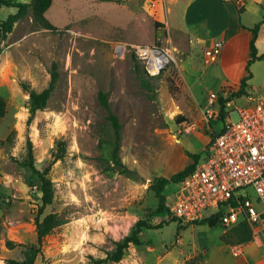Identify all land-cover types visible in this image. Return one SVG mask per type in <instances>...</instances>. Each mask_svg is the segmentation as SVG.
<instances>
[{
  "label": "rangeland",
  "instance_id": "374dc122",
  "mask_svg": "<svg viewBox=\"0 0 264 264\" xmlns=\"http://www.w3.org/2000/svg\"><path fill=\"white\" fill-rule=\"evenodd\" d=\"M5 1L27 4L30 0ZM163 2L53 0L45 17L54 29L35 23L29 12L22 15L16 7L0 5V97L4 100L0 139L10 137L0 146V264L10 259L27 264H90V255L104 257L137 220L171 219L169 210L159 207L150 184L182 170L193 162L192 155L204 159L220 126L215 120L206 123L204 111L217 109L220 99L228 98L227 108L228 103L245 105L247 96L264 98V61L250 65L247 94L232 96L247 74V61L242 58L230 71H223L217 60L205 61L209 45L180 38L173 29L169 38L161 20ZM247 8L243 22L253 27L264 18V1L261 7L248 3ZM225 21L219 19L216 28ZM120 43L157 44L170 49L175 59L150 79L132 54L115 52ZM258 48L264 51V26ZM54 64L56 87L28 123L30 99L22 85L42 91ZM101 91L121 126L119 156L124 167L111 160L114 130L99 101ZM211 94L218 100L209 106ZM231 116L237 120L233 110ZM28 141L35 166L41 171L50 166L52 202L39 220L50 213L60 219L39 246L35 216L42 193L39 179L26 164ZM174 188L169 184L164 189L167 206ZM251 196L256 195L251 192ZM178 226L185 229L176 239ZM231 229L221 222L210 227L171 221L162 228L142 230L139 245H130L121 261L105 264H186L193 257L201 264H237L231 249L238 242ZM247 244V256L264 264L260 241L252 238ZM32 245L39 248L33 259ZM239 261L251 264L245 258Z\"/></svg>",
  "mask_w": 264,
  "mask_h": 264
},
{
  "label": "built area",
  "instance_id": "2783aa9c",
  "mask_svg": "<svg viewBox=\"0 0 264 264\" xmlns=\"http://www.w3.org/2000/svg\"><path fill=\"white\" fill-rule=\"evenodd\" d=\"M223 45V39L214 40L204 50L205 61L215 62ZM115 52L132 54L150 79L161 75L175 59L170 49L157 44L120 43L115 45ZM217 100L218 96L211 94L209 106ZM245 102L243 106L228 103L223 120H220L219 107L204 111V121L208 124L218 121L219 130L212 134L204 159L197 161L182 181L174 185L169 214L182 224H193L211 217L221 208L222 225L230 228L245 221L252 238L264 247V98L247 96ZM232 110L237 120L232 118ZM251 192L256 195L254 198ZM231 199L235 204L229 202ZM247 243L233 246L232 255L243 260Z\"/></svg>",
  "mask_w": 264,
  "mask_h": 264
},
{
  "label": "trees",
  "instance_id": "16d2710c",
  "mask_svg": "<svg viewBox=\"0 0 264 264\" xmlns=\"http://www.w3.org/2000/svg\"><path fill=\"white\" fill-rule=\"evenodd\" d=\"M53 0H30L29 3L23 4V3H9L5 0H0V5L9 4L13 7H16L19 9V13L22 15L27 14L28 12L31 15V18L33 21L40 26L47 28V29H54L53 25L49 23V21L45 17V12L49 9L51 6ZM264 21V18L260 20L259 22L255 23L253 27L249 29L251 33V39L248 43V59H247V74L240 80L239 88L238 90L233 93L232 96L241 97L242 95H246V87L248 86V81L251 79L252 75L249 70V67L251 64H253L256 61H264V53L259 54L258 49L256 47V40L258 37V32L260 29V25ZM56 64L52 66V72H51V79L46 88H44L42 91L37 92L34 90L29 89L26 85H22L24 91L29 95L30 99V117L28 119V123L33 119V116L35 113L39 110H42L50 98L52 92L54 91L56 87V83L58 80V74L56 71ZM99 101L101 105L108 111V119L112 124L113 130H114V140L111 141L112 151H111V160L112 163L116 166H123V163L121 161V158L119 156V131H120V123L118 122V119L116 115H114L110 108H109V101L104 92H99L98 94ZM227 99H220V102L218 104L219 107V115L220 120L224 119V116L226 114V108H225V102ZM4 116V100L0 97V118ZM219 130V128L217 129ZM216 130V131H217ZM215 131V132H216ZM214 132V133H215ZM10 137H7L6 140L0 139V146L3 145L6 141H9ZM193 162L189 165L185 166L182 170L179 172L173 174L169 178H159L155 181H152L150 184V189L154 192L156 198L159 200V207H161L162 211H168V206L166 205V196L164 194V189L169 184L177 185L179 184L182 179L194 168L195 164L198 161V157L196 155H192ZM55 159L54 161H56ZM27 166L32 170V174L37 177L40 181L39 183V190L42 193L41 197V205L38 208L37 214L35 216V227H36V243L41 245L42 240L44 237H46L56 226L60 224V219L57 216V214L50 213L46 215L42 220H39V217L41 213L43 212L44 208L49 205L52 202V187H51V181L47 178V174L49 172L50 166H47L44 170H39L35 164H34V156H33V147L31 141H28L27 143ZM231 204H235L234 200L231 199L229 201ZM223 215V209H219L217 213H215L213 216L203 219L199 223L195 224H208L210 227H214L217 225L218 222H220V218ZM171 221H175V218H171L166 221H160L158 223H150L145 220L139 219L137 220L134 225L131 227L130 232L125 235L122 239L117 240L114 242V248L110 251L105 253L104 257H98L94 255L89 256V263L90 264H105L107 262H114L117 263L122 260L124 257L126 251L130 247V245H139L140 239L139 234L144 229H158L162 228ZM181 223V222H179ZM185 229V227L178 226L176 230V239L179 238V230ZM231 232L233 236L235 237V240L238 243H244L249 242L252 240V233L249 227L247 226L245 221H241L237 225H234L231 229ZM10 244V243H8ZM11 245V244H10ZM31 256L30 258L33 259L37 253L39 252V248H36L35 245H32L30 248ZM6 264H27L25 261H17V260H7ZM186 264H201L200 260L197 257H193L189 259Z\"/></svg>",
  "mask_w": 264,
  "mask_h": 264
},
{
  "label": "crops",
  "instance_id": "0c3cea01",
  "mask_svg": "<svg viewBox=\"0 0 264 264\" xmlns=\"http://www.w3.org/2000/svg\"><path fill=\"white\" fill-rule=\"evenodd\" d=\"M264 0H164L162 10L164 13L161 20L164 23V30L169 38H172V29L176 36L187 39L192 37L207 47L214 40L223 39L224 45L216 64L220 68H227L235 65L239 60L247 61L249 52L248 43L251 39L250 26L243 22V15L248 11L247 4L252 3L261 7ZM162 13V12H161ZM225 19V23L216 28L219 19ZM262 20V19H261ZM216 24V26H215ZM264 26L260 25L259 33ZM217 30V31H216ZM258 37L256 47L258 53H264L258 48ZM241 57V58H240ZM227 81V74L224 72ZM244 247V258L251 264H261L247 256ZM238 260V259H237ZM203 264H208L205 262ZM240 264V261H237Z\"/></svg>",
  "mask_w": 264,
  "mask_h": 264
},
{
  "label": "bare ground",
  "instance_id": "6f19581e",
  "mask_svg": "<svg viewBox=\"0 0 264 264\" xmlns=\"http://www.w3.org/2000/svg\"><path fill=\"white\" fill-rule=\"evenodd\" d=\"M173 115V114H172Z\"/></svg>",
  "mask_w": 264,
  "mask_h": 264
}]
</instances>
